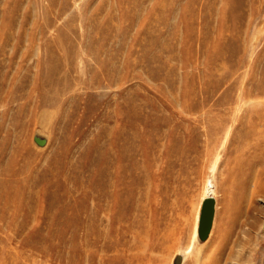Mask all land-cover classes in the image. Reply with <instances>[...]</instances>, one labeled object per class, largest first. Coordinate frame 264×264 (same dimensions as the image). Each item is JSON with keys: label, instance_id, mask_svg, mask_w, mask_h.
Here are the masks:
<instances>
[{"label": "rangeland", "instance_id": "rangeland-1", "mask_svg": "<svg viewBox=\"0 0 264 264\" xmlns=\"http://www.w3.org/2000/svg\"><path fill=\"white\" fill-rule=\"evenodd\" d=\"M177 258L264 264V0H0V264Z\"/></svg>", "mask_w": 264, "mask_h": 264}, {"label": "water", "instance_id": "water-1", "mask_svg": "<svg viewBox=\"0 0 264 264\" xmlns=\"http://www.w3.org/2000/svg\"><path fill=\"white\" fill-rule=\"evenodd\" d=\"M214 205L215 201L212 198H206L201 203L197 223V238L201 242L206 241L209 236L213 222ZM178 261L179 258L176 259L175 264H177Z\"/></svg>", "mask_w": 264, "mask_h": 264}, {"label": "bare ground", "instance_id": "bare-ground-1", "mask_svg": "<svg viewBox=\"0 0 264 264\" xmlns=\"http://www.w3.org/2000/svg\"><path fill=\"white\" fill-rule=\"evenodd\" d=\"M212 186H210V184L207 183L206 185V195L203 196L202 200H201V203L204 199L206 198H212L214 201L215 199L212 197ZM201 203H200V206L198 209H200L201 207ZM214 211H215V205H214ZM198 212V211H197ZM198 216H199V213H197V216H196V222H195V225H194V229H193V233H192V237H191V244L194 242V240L197 238V223H198ZM213 220H214V217H213ZM212 227H213V222H212ZM212 227H211V230H212ZM211 230L209 232V235L211 233ZM209 237V236H208ZM198 239V238H197ZM191 250V245L188 247L187 249V252ZM175 263V262H174Z\"/></svg>", "mask_w": 264, "mask_h": 264}]
</instances>
